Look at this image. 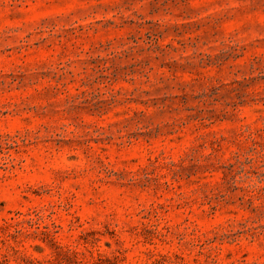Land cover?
<instances>
[{
    "label": "rangeland",
    "instance_id": "rangeland-1",
    "mask_svg": "<svg viewBox=\"0 0 264 264\" xmlns=\"http://www.w3.org/2000/svg\"><path fill=\"white\" fill-rule=\"evenodd\" d=\"M0 264H264V0H0Z\"/></svg>",
    "mask_w": 264,
    "mask_h": 264
}]
</instances>
